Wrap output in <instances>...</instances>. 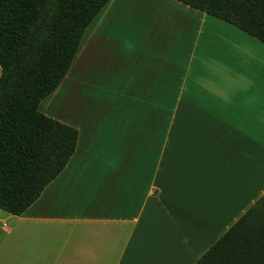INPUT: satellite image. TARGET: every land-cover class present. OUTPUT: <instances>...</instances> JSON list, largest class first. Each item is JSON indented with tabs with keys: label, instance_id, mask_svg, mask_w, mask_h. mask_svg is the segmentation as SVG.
I'll return each mask as SVG.
<instances>
[{
	"label": "crops",
	"instance_id": "crops-1",
	"mask_svg": "<svg viewBox=\"0 0 264 264\" xmlns=\"http://www.w3.org/2000/svg\"><path fill=\"white\" fill-rule=\"evenodd\" d=\"M38 110L77 143L0 264H194L264 194V44L177 0H109Z\"/></svg>",
	"mask_w": 264,
	"mask_h": 264
},
{
	"label": "trees",
	"instance_id": "trees-1",
	"mask_svg": "<svg viewBox=\"0 0 264 264\" xmlns=\"http://www.w3.org/2000/svg\"><path fill=\"white\" fill-rule=\"evenodd\" d=\"M264 44V0H177ZM109 0H0V210L19 216L65 168L77 130L39 112ZM194 264H264V194Z\"/></svg>",
	"mask_w": 264,
	"mask_h": 264
}]
</instances>
